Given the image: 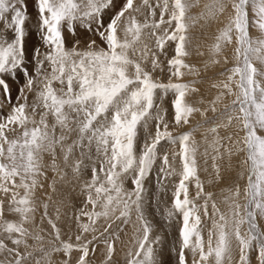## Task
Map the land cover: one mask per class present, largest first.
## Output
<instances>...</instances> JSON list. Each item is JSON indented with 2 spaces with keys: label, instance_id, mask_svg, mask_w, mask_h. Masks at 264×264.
I'll return each instance as SVG.
<instances>
[{
  "label": "snow or ice",
  "instance_id": "1",
  "mask_svg": "<svg viewBox=\"0 0 264 264\" xmlns=\"http://www.w3.org/2000/svg\"><path fill=\"white\" fill-rule=\"evenodd\" d=\"M34 4L41 45L29 52L22 10L26 0H0V23L13 33L9 37L0 32V264H90L100 243L105 245V264H112L119 239L113 225H127L133 213L139 227L126 264H160V238L152 236L144 213L145 185L154 170L161 187L178 177L171 206L164 212L170 222L179 218L177 264H188L189 253L191 264H252V256L256 264H264V230L258 224L264 220V0H210L195 15L189 13L200 0ZM225 13L226 22L209 46V63L219 65L217 57L223 56L227 65L224 49L235 37L233 66H221L224 79L211 85L217 94L201 109L188 102L190 95L200 92V80L182 82L185 75H200L186 63L192 55L188 33L201 20ZM77 26L94 37L83 46L76 38ZM252 29L260 35L253 38ZM170 45L174 54L168 58ZM161 55L167 60V82L153 75L158 68L163 71ZM197 55L203 53L197 50ZM16 80L22 83L13 103ZM169 95L171 121L163 106ZM226 97L232 99L218 109ZM196 103L203 104V98ZM209 111L219 119L209 120ZM197 113L210 125L203 134L202 155L205 164L211 159L217 182L223 180L218 161L243 154L238 177L245 184L228 189L227 214L217 207L213 193L204 190L199 176L194 132L201 124L175 131L190 125ZM141 129L145 138L138 150ZM220 129L231 131L221 136ZM162 143L178 147L161 155ZM45 154L51 158L48 165ZM49 168L56 174L49 185L53 191L56 178L68 175L64 169L70 168L80 182L84 200L71 218L74 238L57 224L60 208L53 219L47 203L41 219H47L49 229L30 228L35 225V193L44 187ZM129 179L131 189L126 187ZM193 186L195 196L190 195ZM202 215L211 221L206 239ZM100 220L106 223L102 230L97 226ZM233 242L238 248L235 262Z\"/></svg>",
  "mask_w": 264,
  "mask_h": 264
},
{
  "label": "rangeland",
  "instance_id": "2",
  "mask_svg": "<svg viewBox=\"0 0 264 264\" xmlns=\"http://www.w3.org/2000/svg\"><path fill=\"white\" fill-rule=\"evenodd\" d=\"M210 2V0H200L199 7L193 8L190 11V15H195L199 13L203 5L205 3ZM26 7L22 10L26 14L25 21V48L27 51L31 52V50L35 47H39L41 45V33L39 30V17L37 14V10L35 8L34 0H26ZM227 13L224 16H220L217 19L211 20H201L195 27L189 29V38L190 45L189 50L192 52L190 57L186 58V63L190 65H194L199 70V77H193L190 75H185L182 78V82H187L194 78H198L200 83L196 86L200 89L198 94H193L188 97V102L193 103L195 106L200 107L201 109L208 106L207 102L211 100L216 94L217 90L212 88L211 85L214 82H217L224 77L220 76L219 73L223 70V56L217 57L220 59L219 65H213L209 63L210 55H209V46L214 42V36L218 28L223 26V22H226ZM0 32H4L7 36L11 37L13 35L10 29H4L2 23H0ZM67 35V34H66ZM250 35L253 38L259 36V32L256 29H252ZM76 38L81 41V45L83 46L89 39L94 38L91 31H85L82 27L77 26ZM98 39V38H97ZM71 42L68 43V47H71ZM235 47V37H233V43L227 46L224 49V55L228 57L229 63L227 65H223L224 67H232L233 66V49ZM197 50L202 52L203 55H197ZM168 58H170L174 54V45H170L167 48ZM161 61L163 71L161 69H156L153 75L164 82H167L169 77V72L167 68V60L161 55L159 57ZM150 69V64H149ZM11 83V82H10ZM22 83L20 80H16L12 87L13 98L12 102H16V91L15 89ZM204 100L203 104L196 103L201 99ZM173 97L169 95L163 101V106L168 109L167 119L169 121L172 120V109H171V100ZM232 97H226L223 103L218 104L217 108L222 109L223 104H227L230 102ZM160 103V101H157ZM7 111V109L5 110ZM206 116L209 120L216 118L219 119L218 114L215 115L209 111L206 113ZM201 124L194 132V139L199 144V152L197 153V161L199 165V176L203 183L204 190L206 192L213 193V200H215L217 207L221 212L227 214L228 212V204L225 202V197L229 195L228 189L234 188L236 184H239L241 188H243L245 181L238 177V173L241 170V166L239 160L242 158L243 154H240V157L233 156L231 161L227 156L224 157L222 161H218L221 165V175L223 176V180L217 182L215 179V173L211 168V159H208V163L205 164V157L202 155L206 145L203 142V134L206 129L210 127L208 124H204L203 118L197 113L192 118V122L190 125H186L183 129H177L175 131H188L191 130L197 123ZM59 131V130H58ZM154 131V126H153ZM174 131V134H175ZM220 135H226L231 129H220ZM145 138V133L143 129L140 131V138L138 141L137 148L143 144ZM209 139L211 136L209 135ZM178 146L169 145L166 143H162L160 147V153L163 155L165 151L169 153ZM59 152V149H57ZM44 162L46 165L51 163V158L48 154L44 155ZM229 164L231 167H229ZM177 168H179V161L177 160L176 164ZM61 167H63L61 163ZM157 169L159 167V162L157 163ZM205 169H207L205 171ZM68 175L64 178V180H60L58 177L56 178L55 183V191L51 187L50 184L53 183V178L56 175L49 168L47 170V180H43L44 187L38 188L35 193V206L36 211L34 213L35 216V225L30 226H40L44 229H49V225L47 223V219L42 221L41 217L43 215L44 209L43 204H48V213L53 219H55L56 208H60V219L57 221L58 226L66 233L72 234L73 238L76 234V225L75 221L71 219L75 212L81 207L84 196L80 191V182L76 180V178L72 175L71 169H64ZM90 177V171L87 173L85 178ZM157 171L154 170L151 174V177L146 181V192H145V201H144V213L146 218L150 221L152 225V236H158L160 238V243L156 245L157 249V259L160 261V264H177V249H178V228H179V218L177 217L175 220L171 222L165 217L164 212L165 209L171 206L172 192L174 190V182L178 180L177 178H172L165 181L164 186L161 187L157 183ZM126 187L128 189L132 188L131 180L129 179L126 182ZM195 188L190 187V195L195 196ZM49 197L51 199H49ZM202 200L197 201V203H202ZM241 203H243V198L241 197ZM209 207V211H210ZM9 219H18L15 216H9ZM150 218V219H149ZM203 227H204V236L207 238V229L211 227V221L204 218L202 215ZM259 227L264 230V220L258 221ZM98 227L102 228L106 226L104 220H100L98 222ZM117 227L123 229V231H117ZM136 227H139L138 222L136 221V216L133 213L131 217V221L124 225L120 221H116L113 225L112 231L116 232V235L119 236V239L115 241V253L113 256L112 264H126L127 252L129 249L134 250V244L132 243V238L135 233ZM69 229H71V233H69ZM244 229L242 228V231ZM125 232V233H124ZM67 238V235H65ZM91 238L90 236L88 237ZM75 255V254H74ZM105 245L100 243L96 251L93 255H90L89 261L90 264H105ZM233 261L238 259V248L233 242ZM59 259V257H57ZM188 264H191V254H188ZM252 264H256L255 256H252Z\"/></svg>",
  "mask_w": 264,
  "mask_h": 264
},
{
  "label": "bare ground",
  "instance_id": "3",
  "mask_svg": "<svg viewBox=\"0 0 264 264\" xmlns=\"http://www.w3.org/2000/svg\"><path fill=\"white\" fill-rule=\"evenodd\" d=\"M150 219V218H149ZM125 233V232H124ZM154 236V235H153ZM116 250V249H115Z\"/></svg>",
  "mask_w": 264,
  "mask_h": 264
}]
</instances>
